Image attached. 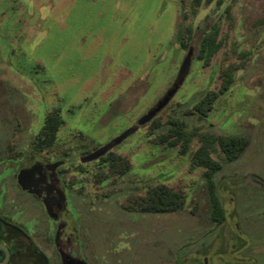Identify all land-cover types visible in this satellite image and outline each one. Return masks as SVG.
I'll list each match as a JSON object with an SVG mask.
<instances>
[{"label": "rangeland", "instance_id": "rangeland-1", "mask_svg": "<svg viewBox=\"0 0 264 264\" xmlns=\"http://www.w3.org/2000/svg\"><path fill=\"white\" fill-rule=\"evenodd\" d=\"M213 28L218 48L205 63L198 54ZM188 53L167 105L85 161L137 125ZM210 92L216 99L201 116L195 106ZM51 114L63 125L43 146ZM172 121L191 135L185 153ZM204 136L246 145L229 160L211 143L207 178L192 163ZM110 155L127 159L125 174L110 171ZM37 162L56 165L66 198L59 242L65 249L70 237L86 264H264V0H0V213L60 264L56 225L16 183L19 166ZM157 186L180 193L182 208H127Z\"/></svg>", "mask_w": 264, "mask_h": 264}, {"label": "trees", "instance_id": "trees-1", "mask_svg": "<svg viewBox=\"0 0 264 264\" xmlns=\"http://www.w3.org/2000/svg\"><path fill=\"white\" fill-rule=\"evenodd\" d=\"M217 29L213 28L209 32L205 33L199 51V59L205 63L209 62L212 55L218 48L216 42ZM223 77L227 80L229 74L223 72ZM227 82H223V90L226 89ZM217 94L210 92L195 106V112L201 116H205L211 109L213 102L216 99ZM62 121L59 119V115L51 114L45 120V125L41 130L40 144L43 146L52 145L56 139V134L59 128L62 126ZM170 136L176 141L181 142L182 153L187 151L188 144L190 142V134L184 132L182 124L178 121H172ZM202 145L193 154L192 163L194 166L203 167L207 170L206 177L209 178L210 173L213 171V163L209 157V146L212 143H216L221 153L229 160L236 159L242 150L244 149L246 142L241 138H217L211 136L201 137ZM109 169L111 172L118 175L125 174L129 169V163L127 159L118 155H110L108 157ZM184 204L183 196L171 190L165 186H157L147 191L142 197H135L128 201L127 208H133L143 213H170L175 212L182 208ZM219 207L216 203L212 204V217L216 220L219 213ZM17 251L15 250V254ZM14 256V255H13ZM3 255L1 256V258Z\"/></svg>", "mask_w": 264, "mask_h": 264}, {"label": "flooded vegetation", "instance_id": "flooded-vegetation-1", "mask_svg": "<svg viewBox=\"0 0 264 264\" xmlns=\"http://www.w3.org/2000/svg\"><path fill=\"white\" fill-rule=\"evenodd\" d=\"M55 166L54 164L43 165L39 162L32 166H19L16 183L23 193L33 196L43 205L48 218L56 225L53 245L60 264H86L74 255L70 237L65 240V249L59 242L60 235L66 229L65 223L59 216V212L65 207L66 198L55 186L57 181L54 173ZM48 170L51 171L50 174H47ZM1 210L2 208H0ZM11 222L8 214L0 213V244H3L9 251V259L6 264H48L46 255L38 249V245L34 244L30 236H27L23 225L17 226ZM4 258L5 251L0 249V262Z\"/></svg>", "mask_w": 264, "mask_h": 264}, {"label": "water", "instance_id": "water-1", "mask_svg": "<svg viewBox=\"0 0 264 264\" xmlns=\"http://www.w3.org/2000/svg\"><path fill=\"white\" fill-rule=\"evenodd\" d=\"M190 58V53L187 54L185 60L183 61L179 73L177 75V79L175 83L172 85V87L165 93V95L156 103V105L150 109L144 116H142L138 121L137 125L135 127L129 128L126 132H124L122 135L114 139L107 147L96 151L95 153L89 155L84 160H93L100 156H102L107 150L111 149L114 145L119 144L122 140L126 139L128 136H130L132 133H134L138 127L144 126L147 123H149L156 115L159 113L169 102V100L172 98L174 93L176 92L178 85L181 82L182 76L185 73L186 67L188 65ZM0 249H3L5 251V258L0 262V264H6L9 259V251L8 249L3 245L0 244Z\"/></svg>", "mask_w": 264, "mask_h": 264}]
</instances>
